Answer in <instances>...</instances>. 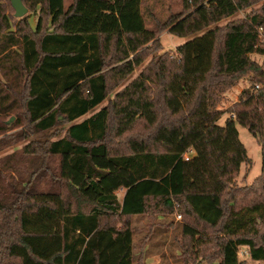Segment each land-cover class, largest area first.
Masks as SVG:
<instances>
[{
	"label": "trees",
	"instance_id": "16d2710c",
	"mask_svg": "<svg viewBox=\"0 0 264 264\" xmlns=\"http://www.w3.org/2000/svg\"><path fill=\"white\" fill-rule=\"evenodd\" d=\"M142 1L74 0L66 8L65 0H23L41 15L17 30L1 16L0 54L14 55L25 77L23 101L11 111L35 134L64 131L24 152L36 154L39 169L58 157L67 193L30 190L35 167L14 199H0V264H134L130 219L150 211L179 212L183 247L198 243L209 264H242L241 247L264 263V67L251 58L264 54V5L220 25L256 0H182L185 12L157 30L146 26ZM167 27L189 38L177 56H153L121 91L116 114L103 107L80 120L115 85L110 67L156 51ZM247 74L252 88L220 125L221 94ZM140 122V149L109 151L111 133ZM237 124L262 146V173L239 188L231 184L249 155Z\"/></svg>",
	"mask_w": 264,
	"mask_h": 264
},
{
	"label": "rangeland",
	"instance_id": "374dc122",
	"mask_svg": "<svg viewBox=\"0 0 264 264\" xmlns=\"http://www.w3.org/2000/svg\"><path fill=\"white\" fill-rule=\"evenodd\" d=\"M74 0H65L67 8ZM264 5V0H256L250 7L238 12L236 15L222 20L219 24L243 19L249 13L258 11ZM28 13L22 18L15 16V10L10 0H0V19L2 15H10L13 21V28L18 29L17 22L24 25V19L28 16L33 27L41 15L40 9L36 11L28 6ZM141 10L144 14L146 26L151 29L159 30L161 24L166 23L172 16L185 12L182 0H143ZM42 18L46 15L42 13ZM19 25V24H18ZM46 27V25H45ZM159 27V28H158ZM170 27L161 30L156 38L159 48L151 53H146L144 58L132 57L125 64H115L110 67L111 75L115 85L110 88L108 97L93 111L85 115L80 120L92 115L99 109L106 107L114 114L117 112V105L122 102L121 91L129 86L137 78L140 72L150 62L153 56H159L162 53H168L171 56H177V48L185 43L189 38L180 37L170 32ZM261 42H264V34L261 33ZM152 44V43H151ZM150 45V44H149ZM4 57V59H3ZM251 58L264 67V54L253 53ZM18 59L12 55L9 59L0 54V125H4V132L0 133V199L10 201L16 197L17 191L22 189V178L27 180L28 175L35 169H38L34 176L33 185L30 190L35 191H61L67 193L64 181L58 175V157L48 158V167L41 169L34 165L37 161L36 154H27L24 152L26 145L32 148H38L41 142L47 139H56L62 136L63 126H59L49 132L35 134L34 129L27 119L21 120V112L11 111V106L23 101L25 77L18 67ZM17 67L19 69H17ZM253 74L242 76L238 82L231 88L224 90L221 94V100L217 107L223 111L218 123L224 125L226 119L231 115V109L240 103V98L244 89L252 88ZM256 89H259L257 84ZM22 111V108H20ZM240 139L245 144L249 160L243 163L241 172L235 177L231 185L233 187H245L251 185L253 180L262 173V146L248 130L240 124H237ZM143 125L133 124L130 131L122 136H117L116 132L111 133L113 140L109 142V151L116 153H125L131 149H140L142 141ZM125 137H131L129 143L125 144ZM125 190L118 191V196L122 199ZM185 218L179 212L158 213L150 211V214L133 216L130 219L131 227L134 229V264H209L201 257L198 243H195L192 250H185L183 242L186 240L183 235V225ZM114 223L121 226L120 219L115 218ZM188 245V244H186ZM0 259L2 260L1 256ZM239 259L242 264H264L261 261L253 260L248 255L246 247H241ZM6 260V259H5ZM3 261V260H2ZM8 259L5 261L7 262Z\"/></svg>",
	"mask_w": 264,
	"mask_h": 264
},
{
	"label": "water",
	"instance_id": "95a60500",
	"mask_svg": "<svg viewBox=\"0 0 264 264\" xmlns=\"http://www.w3.org/2000/svg\"><path fill=\"white\" fill-rule=\"evenodd\" d=\"M15 9V16L21 18L28 13V8L23 3V0H10Z\"/></svg>",
	"mask_w": 264,
	"mask_h": 264
},
{
	"label": "built area",
	"instance_id": "2783aa9c",
	"mask_svg": "<svg viewBox=\"0 0 264 264\" xmlns=\"http://www.w3.org/2000/svg\"><path fill=\"white\" fill-rule=\"evenodd\" d=\"M184 157H185V159H189V157H190V153H186L185 155H184Z\"/></svg>",
	"mask_w": 264,
	"mask_h": 264
}]
</instances>
